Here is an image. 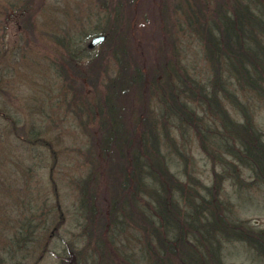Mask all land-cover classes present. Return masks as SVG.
<instances>
[{"label":"trees","instance_id":"trees-1","mask_svg":"<svg viewBox=\"0 0 264 264\" xmlns=\"http://www.w3.org/2000/svg\"><path fill=\"white\" fill-rule=\"evenodd\" d=\"M97 6L89 31L104 40L95 53L57 37L68 55L55 69L86 139L72 183L84 242L66 243L58 264H234L223 257L233 242L264 264V231L223 194L225 180L235 192L264 186L255 120L264 111V0ZM185 39L199 70L182 54ZM192 143L210 163L208 183L195 174Z\"/></svg>","mask_w":264,"mask_h":264},{"label":"rangeland","instance_id":"rangeland-1","mask_svg":"<svg viewBox=\"0 0 264 264\" xmlns=\"http://www.w3.org/2000/svg\"><path fill=\"white\" fill-rule=\"evenodd\" d=\"M97 4L0 0V264H58L55 254L66 243L84 242L72 183L83 172L80 147L86 139L68 104L70 89L62 88L55 68L68 55L57 37H72L74 50L86 47ZM189 42L179 43L182 54L199 70L202 61ZM93 48L91 54L98 50ZM255 120L264 131L262 109ZM191 153L195 174L208 183L209 161L195 143ZM241 174L251 179L247 171ZM223 189L238 217L264 231V186L235 192L225 180ZM223 257L226 263L262 264L238 242L225 243Z\"/></svg>","mask_w":264,"mask_h":264},{"label":"water","instance_id":"water-1","mask_svg":"<svg viewBox=\"0 0 264 264\" xmlns=\"http://www.w3.org/2000/svg\"><path fill=\"white\" fill-rule=\"evenodd\" d=\"M104 40V35L102 34H95L89 38L86 47L88 49H92L93 47L97 46L98 44L102 43Z\"/></svg>","mask_w":264,"mask_h":264}]
</instances>
